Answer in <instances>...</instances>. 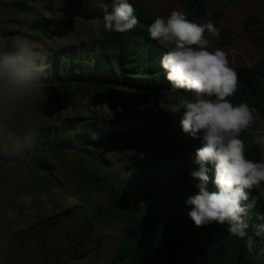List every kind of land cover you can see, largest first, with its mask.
I'll use <instances>...</instances> for the list:
<instances>
[{
  "label": "trees",
  "instance_id": "trees-1",
  "mask_svg": "<svg viewBox=\"0 0 264 264\" xmlns=\"http://www.w3.org/2000/svg\"><path fill=\"white\" fill-rule=\"evenodd\" d=\"M33 1L21 0L5 8L28 13L29 4ZM178 1L186 9L187 18L199 23L200 19L207 17L208 4L217 0ZM261 3L264 8V0ZM69 14L90 24L93 18L102 19L103 9ZM135 14L139 20L135 28L127 33H114L100 52L87 47L79 51L77 48L61 51L48 64L53 71L48 73L47 83L69 94L73 90L109 94L122 83L152 97L160 92L172 95L189 93L172 89L166 80V73L160 65L161 56L166 51L149 37L147 31L154 21L150 13L139 7L135 8ZM51 27L43 20L34 29L49 35ZM219 35L218 46L221 48L233 45L241 36L228 29H223ZM235 71L239 77L238 88L228 99L233 104L244 102L257 108L261 119L255 124L264 121V70L241 68ZM35 81L33 74L23 81L0 77V89L11 92L37 90ZM182 114L128 123L101 121V125L67 120L56 130L58 140H52L48 130L40 129L26 136L27 145L19 157L0 152V166L21 164L45 174L50 173V166L35 156L41 149L51 148L57 154L78 152L95 166L106 169L108 166L99 161L101 145L133 144L142 152L140 160L122 167L116 174L92 177L85 196L96 192L108 199V203L87 220L75 238L69 236L66 248L54 250L48 258L59 259L66 254L69 257L67 264H70L85 257L92 249L89 235L95 234V226L114 218L123 234V241L110 264H264V228L258 227L264 226V199L255 188L247 202L249 213L246 217L248 234L255 241L252 253L245 246V240L228 234L226 224L212 223L196 228L187 217L190 207L185 205V199L198 192L195 187L197 181L190 173L198 167L193 159L195 150L203 146V141L182 132ZM248 156L259 161L264 158V150L254 148ZM209 188L212 190L211 184ZM134 191H141V196L130 202L129 193ZM83 200L86 202L85 197ZM80 210L78 206L68 208L42 220L40 225L44 229L53 228L63 218H78ZM258 231L260 235H256Z\"/></svg>",
  "mask_w": 264,
  "mask_h": 264
},
{
  "label": "rangeland",
  "instance_id": "rangeland-1",
  "mask_svg": "<svg viewBox=\"0 0 264 264\" xmlns=\"http://www.w3.org/2000/svg\"><path fill=\"white\" fill-rule=\"evenodd\" d=\"M19 1L0 0V77L15 79L4 66L3 58L17 52L18 44H27L30 52L25 62H29L27 67L30 75L35 77L38 89L20 92L0 89V152L19 157L27 145L26 136L40 129L48 130L52 140H58L56 130L67 120L101 125V121L116 124L166 118L178 114L171 112L176 102L192 97V93L172 95L161 92L152 97L123 83L109 94L99 91L87 94L75 90L69 94L50 86L48 73L53 68L48 64L61 51L76 48L79 51L87 47L100 52L103 44L114 34L102 31L97 35L91 24L69 16V13L84 14L102 9L103 4L111 10L112 0H34L29 4L28 13L5 8ZM129 2L134 8H145L153 20L157 16L167 18L174 9L188 17L178 0ZM43 20L53 26L49 35L34 29ZM209 21L214 23L219 33L228 29L241 34L233 45L222 48L234 70H264V8L261 0L210 2L207 17L200 19L199 23ZM205 36L210 41L209 50L219 47L220 35L215 37L206 32ZM157 44L165 51L169 47ZM257 130H264V121L241 135L247 156L254 148L264 150L253 142ZM50 149L35 153L50 166V173H37L21 164L0 166V264H67L69 257L66 254L59 259L48 258V254L66 248L69 236L75 238L87 220L108 203V199L96 192L85 196L92 177L116 174L143 156L136 145L106 143L101 145L99 157V161L108 166L106 169L95 166L78 152L57 154ZM255 189L264 199L263 184ZM139 196L141 191L130 192L128 199L134 202ZM76 206L81 207L78 218H63L50 229L40 225L42 220ZM94 231L95 234L89 235L90 253L70 264H110L115 259L123 241L116 220L111 218L95 226Z\"/></svg>",
  "mask_w": 264,
  "mask_h": 264
},
{
  "label": "clouds",
  "instance_id": "clouds-1",
  "mask_svg": "<svg viewBox=\"0 0 264 264\" xmlns=\"http://www.w3.org/2000/svg\"><path fill=\"white\" fill-rule=\"evenodd\" d=\"M102 9V19L89 21L97 35L102 31L127 33L139 23L129 0H112L111 10L107 4ZM147 31L152 40L169 46L160 65L172 89L192 93L190 99L176 102L171 112L183 113L180 127L185 135L203 141L193 159L198 167L190 173L198 192L185 199L190 207L187 217L196 228L226 224L228 234L245 240L252 253L255 241L248 234L247 202L251 191L264 183V158H249L241 135L261 119L259 110L228 99L237 92L239 77L222 48L209 50L205 33L219 37L213 22L196 23L174 9L167 18L157 16ZM17 47L18 51L5 55L2 62L23 81L30 75L25 62L30 49L23 43ZM253 142L264 149V130H257Z\"/></svg>",
  "mask_w": 264,
  "mask_h": 264
}]
</instances>
